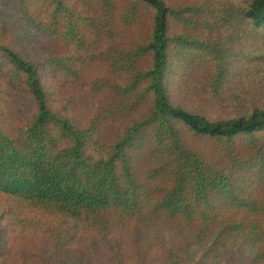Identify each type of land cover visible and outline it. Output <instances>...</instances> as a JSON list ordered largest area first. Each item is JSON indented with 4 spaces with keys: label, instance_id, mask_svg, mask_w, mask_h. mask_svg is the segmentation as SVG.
<instances>
[{
    "label": "trees",
    "instance_id": "obj_1",
    "mask_svg": "<svg viewBox=\"0 0 264 264\" xmlns=\"http://www.w3.org/2000/svg\"><path fill=\"white\" fill-rule=\"evenodd\" d=\"M0 224L264 264V0H0Z\"/></svg>",
    "mask_w": 264,
    "mask_h": 264
},
{
    "label": "rangeland",
    "instance_id": "obj_2",
    "mask_svg": "<svg viewBox=\"0 0 264 264\" xmlns=\"http://www.w3.org/2000/svg\"><path fill=\"white\" fill-rule=\"evenodd\" d=\"M219 114L208 111L206 115L210 119H218L226 111L218 110ZM162 235H167V240L159 241L156 233L148 237L149 243H157L153 252L146 257L144 253L137 251L140 258L132 260L130 264H194L200 260L201 252L192 249L182 254L172 253L174 244L168 239L173 235L168 234V230L160 231ZM0 251L5 256L0 259V264H124L118 262L116 257L96 255L95 260L91 263L86 262L85 257L78 249H67L61 254H57L54 245L40 234L28 233H10L3 225L0 224ZM135 259V258H134ZM203 264V263H200Z\"/></svg>",
    "mask_w": 264,
    "mask_h": 264
}]
</instances>
